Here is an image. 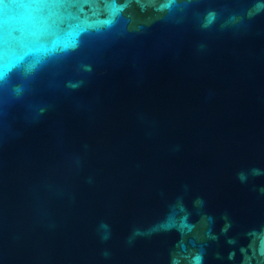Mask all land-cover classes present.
Wrapping results in <instances>:
<instances>
[{
	"label": "water",
	"instance_id": "water-1",
	"mask_svg": "<svg viewBox=\"0 0 264 264\" xmlns=\"http://www.w3.org/2000/svg\"><path fill=\"white\" fill-rule=\"evenodd\" d=\"M0 264H264V0H0Z\"/></svg>",
	"mask_w": 264,
	"mask_h": 264
}]
</instances>
